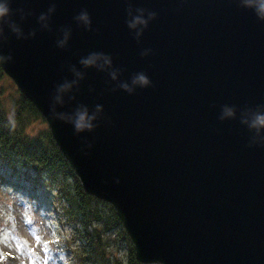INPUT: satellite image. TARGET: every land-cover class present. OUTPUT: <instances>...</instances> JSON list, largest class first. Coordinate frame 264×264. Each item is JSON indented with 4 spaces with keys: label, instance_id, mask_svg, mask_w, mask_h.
<instances>
[{
    "label": "water",
    "instance_id": "water-1",
    "mask_svg": "<svg viewBox=\"0 0 264 264\" xmlns=\"http://www.w3.org/2000/svg\"><path fill=\"white\" fill-rule=\"evenodd\" d=\"M262 2L0 0L3 70L143 263L264 264Z\"/></svg>",
    "mask_w": 264,
    "mask_h": 264
},
{
    "label": "rangeland",
    "instance_id": "rangeland-1",
    "mask_svg": "<svg viewBox=\"0 0 264 264\" xmlns=\"http://www.w3.org/2000/svg\"><path fill=\"white\" fill-rule=\"evenodd\" d=\"M0 93L7 114L13 115L23 91L6 72L0 76ZM22 124L31 139L44 141L51 133L42 113L26 114ZM56 170L42 175L21 161L0 163V264H80L74 247L82 239L77 237L74 221L64 214L57 186L61 174ZM103 201H94V205L103 208L106 217L110 206ZM116 227L105 225V238L114 256L126 263L134 243L117 236Z\"/></svg>",
    "mask_w": 264,
    "mask_h": 264
},
{
    "label": "trees",
    "instance_id": "trees-1",
    "mask_svg": "<svg viewBox=\"0 0 264 264\" xmlns=\"http://www.w3.org/2000/svg\"><path fill=\"white\" fill-rule=\"evenodd\" d=\"M4 72L0 64V76ZM26 114L40 115L41 112L25 93H21L13 115L7 114L0 93V163L10 164L14 161H21L34 167L40 174L57 168L56 171L61 174L57 179V186L63 200L64 214L74 221L77 237L82 239L80 245L77 243L74 247L78 262L80 264H161L159 262L143 263L137 259L135 248H131L130 257L126 263L119 260L117 255L114 256L108 247L109 239L105 238V225H116L117 236L128 241L132 240L116 208L102 199L110 206L105 210L108 215L106 217L102 215L104 209L94 205V201H99V198L86 192L80 178L77 179L79 175L62 154L52 133L48 132V138L44 141L41 137L31 139V136L25 133L22 122ZM48 175L51 173L49 172ZM52 183L56 184L53 178ZM65 203L69 206L66 207Z\"/></svg>",
    "mask_w": 264,
    "mask_h": 264
},
{
    "label": "clouds",
    "instance_id": "clouds-1",
    "mask_svg": "<svg viewBox=\"0 0 264 264\" xmlns=\"http://www.w3.org/2000/svg\"><path fill=\"white\" fill-rule=\"evenodd\" d=\"M9 11H10V9H9V7L6 4H0V19L5 17L6 15H8ZM259 11L261 13H264V2H262L259 5ZM90 62L91 61H86L85 63H90ZM139 79H140L141 82L147 83V81H146L144 76H140ZM83 121H84V116L81 115L80 120L77 122V128L78 129L84 126ZM256 122L259 123V124H264V116H257Z\"/></svg>",
    "mask_w": 264,
    "mask_h": 264
}]
</instances>
